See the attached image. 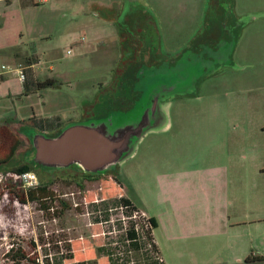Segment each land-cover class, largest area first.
Listing matches in <instances>:
<instances>
[{"label": "rangeland", "instance_id": "374dc122", "mask_svg": "<svg viewBox=\"0 0 264 264\" xmlns=\"http://www.w3.org/2000/svg\"><path fill=\"white\" fill-rule=\"evenodd\" d=\"M53 2V10L42 11L51 38L35 46L57 47L56 54L38 52V69L60 87L37 90L22 104L0 97V127L21 138V156L31 163L30 130L54 135L84 121L101 99L103 115L118 114L112 116L115 127L133 130V145L116 168L94 180L77 166L59 173L34 166L39 185L54 193L44 202L19 201L27 190L15 179V169L25 163L21 158L1 166L0 255L14 244L0 256L2 264H26V253L35 248L54 254L56 264H152L148 252L128 253L120 212L111 223L97 224L95 218L104 216L105 203L117 206L119 193L151 214L139 202H148L151 193L164 200L163 185L171 193L163 206L177 212H166L172 234L161 243L169 264H264L263 233L231 227L243 220L236 196L249 195L252 205L264 192V0ZM128 40L138 41L132 62L150 64L141 67L140 84L139 67L136 79L133 70L123 73L131 63L123 60ZM28 78L36 81L31 72ZM147 86L148 96L142 93ZM61 108L72 115L68 123L51 115ZM209 182L216 193H204L201 184ZM231 183L233 205L226 191ZM161 234L156 231L159 242ZM113 254L114 261L108 257Z\"/></svg>", "mask_w": 264, "mask_h": 264}, {"label": "crops", "instance_id": "0c3cea01", "mask_svg": "<svg viewBox=\"0 0 264 264\" xmlns=\"http://www.w3.org/2000/svg\"><path fill=\"white\" fill-rule=\"evenodd\" d=\"M43 5L48 6L44 9ZM53 6V0H44L43 2L41 0H0V73L3 71V66L7 67V69L8 67L14 68L13 70H7V72H4L3 76L0 77V97L5 98L8 96L12 99L13 97H16V100L22 104L26 99L33 97L35 93L40 92V90L37 92L36 85L38 82L54 79L51 76L42 77L44 73L38 69V66L40 65L38 52H46L50 55L56 54L58 50L57 47L46 46L43 48H36L35 46V44L39 41L51 38V35H48V32L45 29L50 26V21L42 16V11H51L53 10ZM71 34L72 33H69L66 37L68 38ZM19 67H23L25 70V83H22L19 80V76L17 75V72H15V69ZM30 72L34 74L36 81H30L29 78L27 80V74L29 75ZM15 82L18 83V85ZM62 86L63 85L61 84V87ZM42 106L40 105V110ZM80 110L81 111L79 113L82 114L84 105L81 106ZM57 111L58 112L51 115H54L56 118H60V120L61 118L63 120L68 118V121L65 123H68L72 119V115L66 116L67 112L63 110V108ZM15 121L22 122L24 120L17 118ZM231 186L232 183L226 188L228 193L227 201L229 202V205H233ZM201 188L204 190L205 194L209 195L212 192L216 193V185L212 182H209L206 185L201 184ZM163 189L165 192H168L161 194L164 200L151 193L150 197H147L148 202L144 203L142 200L139 202V205H141L148 212L150 211L151 214L140 209L141 207H139L133 199L129 198L128 195L126 198L130 199L136 208L146 212L155 221L156 228L153 233L154 240L165 263L169 264L164 258L161 243H166V241L168 242V240H171V224L169 223L168 214L166 212H170L173 216H176L177 212L170 210L169 206L167 209L163 206L164 203H168L165 201L169 200L171 196V193H169L170 189H168L165 185H163ZM237 193L234 195L236 196ZM151 198L157 203H153ZM236 198L242 203L240 216L243 220L231 222V227L239 228L244 226V228H257L263 233L264 237V192H259L252 205H249V195L248 197L247 195L244 196L241 192L236 196ZM160 204H162V206ZM240 216L236 219H240ZM159 229L162 232L161 242H159L156 235V231ZM253 257L258 256L253 255Z\"/></svg>", "mask_w": 264, "mask_h": 264}, {"label": "water", "instance_id": "95a60500", "mask_svg": "<svg viewBox=\"0 0 264 264\" xmlns=\"http://www.w3.org/2000/svg\"><path fill=\"white\" fill-rule=\"evenodd\" d=\"M148 89L145 87L144 91ZM150 93V89H149ZM149 93H144L148 96ZM107 121H82L62 129L54 136H47L36 130H30L33 155L30 162L49 168H69L77 166L89 173H99L117 167L133 143L128 141L129 134L122 140L99 129L92 124ZM115 128V127H113ZM124 129L122 132H126ZM129 143V145H128Z\"/></svg>", "mask_w": 264, "mask_h": 264}, {"label": "built area", "instance_id": "2783aa9c", "mask_svg": "<svg viewBox=\"0 0 264 264\" xmlns=\"http://www.w3.org/2000/svg\"><path fill=\"white\" fill-rule=\"evenodd\" d=\"M42 2L44 0H41ZM68 53H71V51H68ZM2 73H0V77L3 76L4 72H7V67L3 66L2 67ZM9 71V70H8ZM15 72H17V75L19 76V80L22 83L26 82V73L23 67H19L17 69H15ZM15 179L16 180H20L17 181L21 184H23L24 187H26L27 189L29 188H37L39 186V181L37 180V177L35 175L34 172H29V173H25V174H17L15 175ZM121 189V188H120ZM121 192V190H120ZM123 194L119 193L116 197V201L122 199ZM28 203V202H27ZM26 204V203H25ZM117 206L112 208V207H108L107 211L109 216L107 219H104L103 216L98 215L101 218V222H96L97 224H103V223H111L113 222L112 220V215L115 212H120V229L122 231V233H124V235H126L128 230H132L135 233V238L133 240H130L128 238H125V243H126V247L128 249V253L130 255H135L136 252H148L152 255L153 261L157 262L158 264H166L163 257L161 256L157 245L155 243L154 240V227L153 224L151 222V217L144 211L136 208H129L128 206L122 204V203H115ZM67 206V204H66ZM50 208V207H49ZM52 210V209H50ZM130 210V211H129ZM74 242V241H73ZM133 243H138L139 245V250H135V248H132V244ZM59 246L61 248H63V243H58ZM46 248H50L51 243H48L46 245H44ZM67 250L69 251L70 254V258L72 255V246L67 244ZM41 248V247H38ZM14 249V244L11 245L6 252L1 253L0 256H2L3 258L9 254L10 252H12V250ZM121 249V247H119V250ZM39 251L35 248V252L33 254L30 253H26L27 257H25L23 260L24 261H28L26 264H56L55 260H54V254L49 253V254H45L43 255L42 253H38V255L36 254V252ZM63 254V253H62ZM73 256V255H72ZM30 257H33V259L28 260ZM109 259L111 258L113 261L115 259H117V255H109L108 256ZM74 259V256L73 258ZM15 262V261H13ZM113 262H110L109 264H112ZM134 261H131L129 264H134ZM0 264H2V260H0ZM60 264H91L90 261H63Z\"/></svg>", "mask_w": 264, "mask_h": 264}, {"label": "trees", "instance_id": "16d2710c", "mask_svg": "<svg viewBox=\"0 0 264 264\" xmlns=\"http://www.w3.org/2000/svg\"><path fill=\"white\" fill-rule=\"evenodd\" d=\"M135 74H132V79H135ZM130 77V78H131ZM129 80V79H128ZM60 86V83L57 80L54 79H48L46 81L38 82L36 87L37 90L41 89H47V88H57ZM37 131V130H36ZM23 149V142L21 138L9 127L3 126L0 127V167L11 163L13 160L17 158H21L23 162H25L23 156H21V150ZM32 163V165H31ZM23 163V165L19 166L18 168L15 169V171L18 174H25L29 172H35L34 166H36L35 163ZM89 180H94L96 177H93V175H90L88 177ZM1 196V194H0ZM54 197V193H52L47 185H39L37 188H29L27 189L23 196L19 197V201L22 203H27V202H44L43 200L45 199H50ZM114 203H122L129 208H135V205L130 201V199L123 197L120 200H115ZM107 204V206H106ZM106 206V211L109 207V203H105ZM48 208V207H46ZM130 211V210H129ZM109 216L108 212L104 213L103 218L107 219ZM101 218L97 216L95 218L96 222H101ZM151 222L153 224L154 229L156 228V223L155 221L151 218ZM124 238H128L130 240H133L135 238V233L132 230H128L126 235H124ZM132 248H135V250H139V245L138 243H133ZM71 258L73 256L71 255ZM152 264H158L157 262L153 261L152 259Z\"/></svg>", "mask_w": 264, "mask_h": 264}, {"label": "flooded vegetation", "instance_id": "af4514ba", "mask_svg": "<svg viewBox=\"0 0 264 264\" xmlns=\"http://www.w3.org/2000/svg\"><path fill=\"white\" fill-rule=\"evenodd\" d=\"M128 43L129 44H127L128 46H129V48L125 51V53L123 54V60L125 61V59L126 60H130L129 62H131V63H128L129 65H127V66H125V69L123 70V73H124V71H126V72H129V71H132L133 70V74H135L136 75V73H137V67H139V71H138V77H139V84L141 83V74L143 75V71H142V66H144V65H150L149 63H142L141 61H138V60H136V62L134 63V62H132V60H134L135 61V54L132 52V50L134 49V47L137 45V43H138V41H135V43L134 42H132L131 40H128ZM131 50V51H130ZM130 53H133V54H130ZM126 63V62H125ZM142 63V64H141ZM139 64H141V65H139ZM142 67V68H141ZM122 68V67H121ZM147 68V67H146ZM135 79H136V77H135ZM128 80V79H127ZM142 93L144 94V90L142 91ZM113 95V94H112ZM140 96H142L141 94H140ZM139 96V97H140ZM139 97H138V99H139ZM155 97H153L152 99H154ZM137 99V100H138ZM151 99V100H152ZM110 100V99H109ZM155 100V99H154ZM154 100H153V102H154ZM102 100L100 99H98V102L96 101V103H94L93 104V106L94 107H96L95 109H93V111H92V113L90 114V115H88L87 117H85V120H87V121H90V120H97V121H104V120H106L107 122L106 123H99V124H92V125H94L95 127H98L99 129H103V127H105V129H106V132L109 134L110 133V135H112V136H115L116 135V138H118L119 139V137H120V139L119 140H122L124 137H125V135L126 134H129V137H128V141H129V143H130V141H131V139H132V137H133V130L131 129H129V130H127L126 132H122L124 129H126V128H123V126L121 127L120 125H118L117 127H115V120L113 119V115H118V114H116V112H114V111H112L111 113L109 112L108 113V116H106V115H103V112L105 113L106 112V105H104V103H103V101L101 102ZM134 103V102H133ZM110 105H108V107H109ZM97 107H99V109L97 108ZM112 107H114V106H112L111 105V108ZM132 108H133V106H132ZM131 108V109H132ZM130 109V110H131ZM120 112H122L121 110H120ZM119 112V113H120ZM123 113V112H122ZM94 116H96V117H94ZM84 120V121H85ZM82 122V121H81ZM113 127H115V128H113ZM61 130H58V132H60ZM58 132H55L54 133V135L55 134H58ZM47 136H50L51 134H46ZM54 135H51V136H54ZM129 143H128V145H129ZM130 145H131V143H130ZM38 166H40V165H38ZM40 168H43V169H47V170H53V172H55V173H59V172H63L65 169H68V168H49V167H44V166H40ZM70 168V167H69ZM82 173L83 174H85V177L87 178L89 175H93V176H97L98 174H102V172H99V173H89V172H86V171H82Z\"/></svg>", "mask_w": 264, "mask_h": 264}]
</instances>
